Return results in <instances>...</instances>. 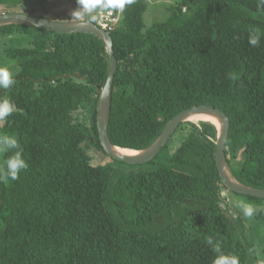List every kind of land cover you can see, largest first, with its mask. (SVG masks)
Returning a JSON list of instances; mask_svg holds the SVG:
<instances>
[{
    "label": "trees",
    "instance_id": "1",
    "mask_svg": "<svg viewBox=\"0 0 264 264\" xmlns=\"http://www.w3.org/2000/svg\"><path fill=\"white\" fill-rule=\"evenodd\" d=\"M28 1L0 0V7L67 21L25 12ZM75 5L76 20L92 21ZM147 7L146 0H120L114 9L120 20L108 32L117 61L110 142L143 150L178 113L214 106L229 119L225 156L233 176L264 189V4L178 0L149 27ZM14 32L28 45L5 54L18 71L0 98L17 110L0 122V134L18 138L28 168L0 181V264H212L217 243L240 264H259L244 220L222 207L227 189L215 164L214 125L191 124L164 156L171 137L147 163L152 167L115 160L127 169L93 166L86 147L103 152L96 103L108 70L104 42L85 33L0 28ZM250 34L260 36L257 46L248 43ZM85 109L90 126L75 116ZM255 216L264 222V213Z\"/></svg>",
    "mask_w": 264,
    "mask_h": 264
},
{
    "label": "water",
    "instance_id": "2",
    "mask_svg": "<svg viewBox=\"0 0 264 264\" xmlns=\"http://www.w3.org/2000/svg\"><path fill=\"white\" fill-rule=\"evenodd\" d=\"M10 25L27 26L59 34H91L104 42L108 57V70L105 83L100 88L96 103V127L103 152L111 159L128 165L147 164L153 161L168 144L181 123L197 115H210L218 121L217 126L211 124L215 126L217 131L215 141V164L222 185L228 191L240 195L264 199V189L246 186L233 176L225 156L226 141L229 131V119L221 110L214 106L201 105L182 111L166 123L160 135L149 147L139 151L130 150L135 153L134 155H122L118 153L117 149L120 148L114 146L110 142L107 134L113 91V79L117 71V61L114 56L112 38L108 32L99 28L93 21H53L44 17L16 12L0 14V28Z\"/></svg>",
    "mask_w": 264,
    "mask_h": 264
},
{
    "label": "rangeland",
    "instance_id": "3",
    "mask_svg": "<svg viewBox=\"0 0 264 264\" xmlns=\"http://www.w3.org/2000/svg\"><path fill=\"white\" fill-rule=\"evenodd\" d=\"M148 5L147 11L144 15V24L149 27L155 21L165 20L168 16L167 8L178 4V0H146ZM25 12H34L41 16H49L51 18H62L67 21L76 20L75 11L76 5L72 0H30L24 5ZM4 7H0V14L7 13ZM74 12V13H73ZM120 20V15H119ZM93 21V19H92ZM119 22V21H118ZM22 36L20 33H12L11 35L0 34V66L8 67L12 74H16L18 68L13 61H9L6 58V51L9 47H25L28 38ZM78 121L84 122L87 126H90L91 114L87 109L79 110L76 115ZM183 127L176 131L172 136V139L164 150V156H170L179 147L181 142L192 131L191 124L199 125V122L187 120L182 123ZM87 154L90 156L91 164L97 165H111L113 167L126 170L127 166L120 163H116L113 159L107 156L104 152L96 150L93 146H88ZM161 160H163L161 158ZM128 165V164H127ZM150 165H142V167L136 168H148ZM152 167V166H150ZM222 197L224 202L222 203L223 209H226L229 214L233 216L239 215L245 222L247 233L251 237V240L256 245L259 253V264H264V222L256 218V213H264V200L249 202L243 197L237 195L228 190H222ZM242 204H251L255 209V213L252 217H246L243 215ZM262 251V252H261Z\"/></svg>",
    "mask_w": 264,
    "mask_h": 264
},
{
    "label": "clouds",
    "instance_id": "4",
    "mask_svg": "<svg viewBox=\"0 0 264 264\" xmlns=\"http://www.w3.org/2000/svg\"><path fill=\"white\" fill-rule=\"evenodd\" d=\"M131 3V0H128ZM123 0H121V5ZM264 4V0H260ZM260 42L259 35H249L248 43L251 46H257ZM15 83L13 74L8 67L0 66V89H9ZM17 110L16 104L10 98H0V122H4L7 117L11 116ZM9 153H11L9 155ZM0 155L4 156L0 162V181L16 180L19 178L21 171L28 168V163L24 159L23 149L20 146L18 138L14 135L0 134ZM243 215L252 217L255 209L251 204H242ZM207 244L214 245L213 239L208 238ZM214 251L217 253L212 264H240V259L237 255H225L221 252L220 245H214Z\"/></svg>",
    "mask_w": 264,
    "mask_h": 264
},
{
    "label": "built area",
    "instance_id": "5",
    "mask_svg": "<svg viewBox=\"0 0 264 264\" xmlns=\"http://www.w3.org/2000/svg\"><path fill=\"white\" fill-rule=\"evenodd\" d=\"M98 2L99 5L96 9L88 7L84 8L83 12L87 11V16L93 13L95 16L93 22L99 28L109 32L119 21V13H116L114 9L119 6L120 0H99Z\"/></svg>",
    "mask_w": 264,
    "mask_h": 264
},
{
    "label": "bare ground",
    "instance_id": "6",
    "mask_svg": "<svg viewBox=\"0 0 264 264\" xmlns=\"http://www.w3.org/2000/svg\"><path fill=\"white\" fill-rule=\"evenodd\" d=\"M190 121H194V122H209L212 123L214 125H218V121L216 120V118H214L213 116L210 115H197L194 116L192 118L189 119ZM118 153L122 154V155H134L135 153L128 150V149H117Z\"/></svg>",
    "mask_w": 264,
    "mask_h": 264
},
{
    "label": "crops",
    "instance_id": "7",
    "mask_svg": "<svg viewBox=\"0 0 264 264\" xmlns=\"http://www.w3.org/2000/svg\"><path fill=\"white\" fill-rule=\"evenodd\" d=\"M79 1V5L82 9V11H84L83 9L84 8H91V9H96L99 5V0H78ZM73 4H75V0H72ZM87 11L83 12L84 14L87 15L86 13ZM74 13V12H73ZM89 18L92 20V19H95V16L93 13H90L89 15Z\"/></svg>",
    "mask_w": 264,
    "mask_h": 264
}]
</instances>
